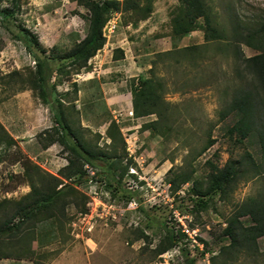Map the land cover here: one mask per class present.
Masks as SVG:
<instances>
[{
    "label": "rangeland",
    "instance_id": "obj_1",
    "mask_svg": "<svg viewBox=\"0 0 264 264\" xmlns=\"http://www.w3.org/2000/svg\"><path fill=\"white\" fill-rule=\"evenodd\" d=\"M151 3L150 15L134 26L136 14L112 15L103 30L106 44L89 60L88 69L72 65L67 56L89 26L88 10L76 0L0 3L3 10L16 9L10 20L0 14V200L19 199L30 191L23 178L26 159L61 177L70 155L62 144L43 146L46 135L55 129L60 133L61 126L52 108L59 104L44 102L31 83L34 52L40 49L56 55L60 65L67 63L60 73L53 72L48 86L55 84L54 97L61 99L73 127L98 151L116 149L122 157L115 172L98 159L84 166L83 180H66L83 193L78 202L81 207L85 202L88 217L68 205V221L38 224L34 253L21 261L0 259V264H214L213 257L230 243L224 233L227 217L244 200L264 195L263 171L259 176L248 171L226 195L206 196L207 205L194 211L201 201H196L194 182L203 181L205 187L213 165L223 167L246 152L264 163L259 136L238 142L227 131L237 115L222 117L233 91L254 83L237 56L234 27L263 22L264 0H206L212 23L225 34L209 41L203 17L189 34L173 33L179 0ZM192 45L199 47L182 51ZM117 49L124 51L123 57L115 56ZM239 49L247 57L259 53L246 44ZM141 78H152L162 94L165 110L156 130L149 125L157 115H142L132 103ZM211 134L216 142L198 154ZM192 170L191 181L177 191L170 186L172 177ZM241 219L251 221L249 216ZM168 227L185 234L174 248L156 254ZM258 245L259 253L243 250L230 263L264 264V236Z\"/></svg>",
    "mask_w": 264,
    "mask_h": 264
},
{
    "label": "trees",
    "instance_id": "obj_2",
    "mask_svg": "<svg viewBox=\"0 0 264 264\" xmlns=\"http://www.w3.org/2000/svg\"><path fill=\"white\" fill-rule=\"evenodd\" d=\"M76 1L89 12L87 34L85 37L78 38L67 54L71 59L70 63L80 69L83 67L88 69L89 60L106 44L107 38L103 30L114 13L128 12L133 16L136 14L138 18L133 20L136 22H131L135 25L140 20L146 19L152 11V0ZM179 1L177 14L173 17V33L175 35L189 34L198 25L199 18L203 17L206 24L205 38L208 41L225 38L223 31L212 23L206 0ZM1 2L2 0H0ZM17 4L18 0H13V5L16 6ZM15 11L14 7L4 10L0 8V14H5L3 20L14 18ZM234 31L237 37L236 44H238L237 56L244 63L245 70L253 78L254 83L252 88L238 87L233 91L230 103L222 117L224 118L229 113L234 112L237 115L236 121L227 129L231 137L234 136L240 142L256 134L259 136L264 153V21L256 27L238 23L234 27ZM241 44H246L258 50L259 53L247 57L239 49ZM198 47L192 45L182 48V51L190 52ZM31 51L33 52L32 48ZM116 51L120 52V54H115L117 58L124 56L122 49ZM34 54L36 70L31 78L32 86L39 89V94L44 102L51 103L54 99L59 104L58 107L52 106V108L55 110V119L61 126V132L59 133L55 129L53 133L47 134L43 146L47 148L53 142H59L69 150L70 155L67 164L60 169L61 177L44 170L38 163L30 159L24 161L23 178L28 182L30 191L19 199L4 198L0 200V258L21 259L29 252L34 253L32 243L34 240H38L35 237L38 224L45 220L60 224L68 221V205L73 203L80 213L88 212L85 202L82 207L78 202V197L83 196V193H80L77 187L68 181L73 178H78V181L83 180L87 174L84 166L89 163L95 165V161L98 159L103 162V166L107 165L109 172H115L119 168L116 164L122 159L116 149L112 152L98 151L93 145L85 141L66 117L61 99L54 97L55 84L48 86L49 81L53 72L58 71L60 73L67 63L64 62L60 65L56 55L48 56L43 49H40L39 53L34 52ZM154 84L152 78H141L139 86L133 88L132 103L135 109L139 108L142 115H157V119L150 122L149 125L150 128L156 130L158 121L163 117V110L165 109L161 108V105H164L162 94ZM73 137L75 141H73ZM214 142H216V138L211 134L198 154L206 151ZM213 169L214 171L210 173L205 187L203 181L196 180L194 182L193 190L199 197L196 201L201 200L197 206H194V211L207 205L204 197H210L218 192L222 196L226 195L233 188L238 177L244 176L248 171H251L252 175L256 174V176H259L262 171L264 174V163L256 160L252 153L246 152L238 159H229L223 167L213 165ZM193 173V170L178 173L170 179V186L177 191L182 184L192 180ZM123 174L124 170L120 174L118 184H120ZM85 180H89V178H85ZM130 199L129 196L128 200ZM244 216H249L251 221L241 219ZM224 233L230 237V243L223 246L217 256L226 253L228 256L220 262L217 256H214V264H231L230 262L237 259L243 250H248L251 254L259 253L258 239L264 236V195L250 197L239 203L236 211L227 217ZM184 234L180 231L179 236L172 227H168L167 232L155 248L156 254H162L174 248ZM13 238L15 239L14 242ZM25 238H29L30 242L28 240V244H21L20 242ZM13 244L17 248L15 251L7 249V245Z\"/></svg>",
    "mask_w": 264,
    "mask_h": 264
},
{
    "label": "crops",
    "instance_id": "obj_3",
    "mask_svg": "<svg viewBox=\"0 0 264 264\" xmlns=\"http://www.w3.org/2000/svg\"><path fill=\"white\" fill-rule=\"evenodd\" d=\"M132 24V23H131ZM133 26H134V24H132ZM56 144H60L59 142H55ZM52 145V144H51ZM50 145V146H51ZM50 146H48L47 148H49ZM0 259H4L5 260V258H0ZM11 259V258H10ZM13 259H15V258H13ZM17 260H19V261H21L22 259H17Z\"/></svg>",
    "mask_w": 264,
    "mask_h": 264
},
{
    "label": "built area",
    "instance_id": "obj_4",
    "mask_svg": "<svg viewBox=\"0 0 264 264\" xmlns=\"http://www.w3.org/2000/svg\"><path fill=\"white\" fill-rule=\"evenodd\" d=\"M114 28V26H112V29ZM86 214V216L88 217V214L87 213H85Z\"/></svg>",
    "mask_w": 264,
    "mask_h": 264
},
{
    "label": "clouds",
    "instance_id": "obj_5",
    "mask_svg": "<svg viewBox=\"0 0 264 264\" xmlns=\"http://www.w3.org/2000/svg\"><path fill=\"white\" fill-rule=\"evenodd\" d=\"M105 36H106V35H105ZM85 213H88V212H85ZM85 213H80V215H81V214H85Z\"/></svg>",
    "mask_w": 264,
    "mask_h": 264
}]
</instances>
